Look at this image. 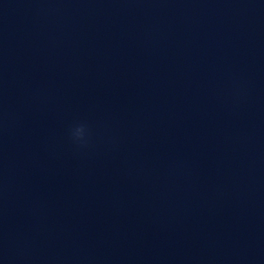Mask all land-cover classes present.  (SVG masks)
Wrapping results in <instances>:
<instances>
[{
  "label": "water",
  "instance_id": "water-1",
  "mask_svg": "<svg viewBox=\"0 0 264 264\" xmlns=\"http://www.w3.org/2000/svg\"><path fill=\"white\" fill-rule=\"evenodd\" d=\"M0 264H264V0H0Z\"/></svg>",
  "mask_w": 264,
  "mask_h": 264
},
{
  "label": "clouds",
  "instance_id": "clouds-1",
  "mask_svg": "<svg viewBox=\"0 0 264 264\" xmlns=\"http://www.w3.org/2000/svg\"><path fill=\"white\" fill-rule=\"evenodd\" d=\"M84 131L85 129L83 128V126L81 127H77L73 133V137L76 140H82L83 136H84Z\"/></svg>",
  "mask_w": 264,
  "mask_h": 264
}]
</instances>
